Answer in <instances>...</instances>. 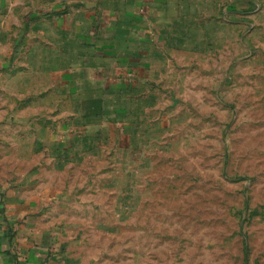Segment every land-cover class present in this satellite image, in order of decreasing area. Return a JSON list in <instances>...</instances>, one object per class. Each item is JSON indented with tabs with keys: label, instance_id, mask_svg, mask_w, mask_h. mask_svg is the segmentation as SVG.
<instances>
[{
	"label": "rangeland",
	"instance_id": "1",
	"mask_svg": "<svg viewBox=\"0 0 264 264\" xmlns=\"http://www.w3.org/2000/svg\"><path fill=\"white\" fill-rule=\"evenodd\" d=\"M204 25L70 81L0 38V189L46 264H264V46Z\"/></svg>",
	"mask_w": 264,
	"mask_h": 264
},
{
	"label": "crops",
	"instance_id": "2",
	"mask_svg": "<svg viewBox=\"0 0 264 264\" xmlns=\"http://www.w3.org/2000/svg\"><path fill=\"white\" fill-rule=\"evenodd\" d=\"M205 22L259 33L264 46V0H0V38L19 39L20 53L36 39L57 75L69 81L108 70L109 60L117 62L119 76L127 69L139 74L150 68L157 42L164 47L187 38ZM33 205L15 190L0 189V264H46L45 250L26 233Z\"/></svg>",
	"mask_w": 264,
	"mask_h": 264
}]
</instances>
